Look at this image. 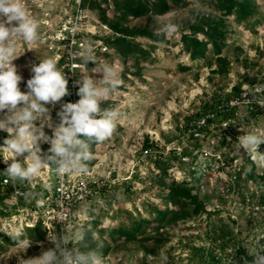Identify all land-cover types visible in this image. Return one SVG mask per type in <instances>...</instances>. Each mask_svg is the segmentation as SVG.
<instances>
[{
  "label": "rangeland",
  "instance_id": "374dc122",
  "mask_svg": "<svg viewBox=\"0 0 264 264\" xmlns=\"http://www.w3.org/2000/svg\"><path fill=\"white\" fill-rule=\"evenodd\" d=\"M68 1L24 0L31 16L40 22L53 24L61 19ZM99 2V7L90 9L89 20L85 23L87 48L92 50L99 63L115 64L119 68L123 84L100 106L102 110L118 108L122 116L111 138L91 145L95 158L88 162L89 170L105 176L111 171L113 179L92 198L88 203L90 206L85 208V205L79 213L76 227L83 234L81 250H97L102 254L104 264H181L179 258L189 254L188 243L209 245V241H203L208 226L205 214L164 226L154 220L155 208L165 207L164 195L168 192L167 185L157 180L160 176L154 164L157 159L169 164L168 175L164 177L166 183L188 180L198 199L208 209L221 210L217 222L228 223L236 232L246 234L248 211L244 212L239 206L237 192L244 191L251 196L257 187L254 182H248L242 188L235 185V171L239 170L246 154L243 149L238 150L237 145L238 139L246 134L264 136V107L254 117L251 110L241 105L235 117L222 123L215 138L211 134L198 140L191 138L185 125L187 118L200 110L213 91L224 85L228 91L233 83L242 84L246 90L252 81L263 78L264 0H254L256 12L248 24L238 23L233 14L225 15L218 11L213 0H182L180 7L171 6L162 14L144 15L119 11L115 8L116 0ZM118 2L124 4L125 0ZM169 12L175 13L174 21L180 25L179 31L171 36L162 34L165 39L159 41L148 36L129 37L142 47V52H127L125 59L111 43L120 36L119 33L102 20L104 15L119 26L157 32L160 24L155 23L154 17L162 23ZM220 21L226 23L227 45L217 54L209 44L205 57L193 59L184 47L182 34L205 41L202 33L192 32L191 26ZM44 30L40 26V36ZM20 47L21 54L24 53L12 63L23 78L19 87L21 91H26V82L32 75L31 66L38 64L39 58L52 57V54L41 39L34 45L21 43ZM87 67L91 69L95 64L89 62ZM93 78L100 79L102 74H95ZM46 107L50 109L55 126L59 123L57 112L61 102ZM44 131L52 134L47 126ZM7 137V132L0 131V145ZM220 138H224L225 143L222 144ZM197 142L201 148L194 153L192 160L180 162L174 158L175 148L182 151L188 147L195 151ZM146 143L153 147L151 155L145 158L142 154ZM49 147L47 143L41 144L43 151ZM258 150L264 153V147ZM18 159L23 161V157ZM0 162L4 164L2 156ZM256 166L258 172L264 173V166ZM41 176L46 177V170ZM234 185L236 191L230 189ZM254 208L256 216L261 218L264 209L258 205ZM7 219L6 216L0 217V226L5 229L19 226L34 243L25 252L17 253L19 250L13 247L12 238L0 232V264H18L19 257L34 258L40 255L42 249L52 247L51 237L47 240L46 234L39 237L38 234L28 233L26 220H17L9 226ZM135 220L141 223L145 232H138L135 237L113 232L115 228H129ZM255 238L257 241L259 236ZM161 254L167 256L166 261L161 259Z\"/></svg>",
  "mask_w": 264,
  "mask_h": 264
},
{
  "label": "clouds",
  "instance_id": "9594fccd",
  "mask_svg": "<svg viewBox=\"0 0 264 264\" xmlns=\"http://www.w3.org/2000/svg\"><path fill=\"white\" fill-rule=\"evenodd\" d=\"M174 16V12L166 13L162 23L154 17L155 23L160 24L157 32L167 36L177 33L180 25L174 21ZM40 26L41 22L30 15L24 0H0V131L8 133L0 145V156L7 165L0 174L14 186L17 181L22 182L24 189H33L45 170L59 179L87 174L88 162L95 158L91 145L111 138L122 116L118 108L102 110L100 106L123 84L120 70L115 64L99 63L90 48L70 54L73 61H79L73 67L81 71L80 78L74 81L80 99L75 103L61 104L57 112L59 123L55 126L46 105L54 106L70 94L69 79L58 67L59 57L39 58V63L31 66L32 75L26 82V91H21L19 85L23 78L12 62L24 53L21 54V43L34 45L39 42ZM76 30L73 25L69 31L74 35ZM57 37L68 39L63 32H58ZM75 44L72 39L71 47ZM89 62L95 67L88 69ZM95 74H102V78L94 79ZM246 91L251 95L249 101H255L257 94H264V83L248 85ZM45 126L51 129V135L46 134ZM44 143L50 145L47 151L41 148ZM261 144H264V136L249 133L238 139L237 147L238 150L243 149L258 166H264V153L258 150ZM18 157H23V161ZM44 188L51 190L48 184ZM14 195L23 197L25 201L35 199L38 204L45 202L42 192L18 188ZM59 219L63 224L61 231L47 236V240L51 237L52 247L42 249L34 258L19 257L18 264H104V258L97 250H81L83 234L79 228L65 224L63 213L59 214ZM0 232L12 238L13 247L19 250L17 253L25 252L34 243L19 226L15 229L0 226ZM250 254L254 256L252 264H264V253ZM161 259L166 261L167 256L161 254Z\"/></svg>",
  "mask_w": 264,
  "mask_h": 264
},
{
  "label": "trees",
  "instance_id": "16d2710c",
  "mask_svg": "<svg viewBox=\"0 0 264 264\" xmlns=\"http://www.w3.org/2000/svg\"><path fill=\"white\" fill-rule=\"evenodd\" d=\"M100 0H87L85 2L86 7L90 10H95L100 6ZM107 1V0H104ZM215 8L224 13L225 15H235L238 23L245 22L249 23L251 17L256 12V4L254 0H213ZM183 4L182 0H125V3H119L116 0V9L127 13H133L135 15L144 14H162L168 11L171 6L180 7ZM105 11V9H104ZM105 12H103L104 14ZM102 20L109 24L116 32L119 33L115 40L111 43L120 50L123 58L125 59L126 53L133 51L134 53L142 52V47L136 42L129 40V37L136 38L139 36H148L155 41L165 39V37L157 32L146 29L128 28L125 26H119L111 20L107 19L102 15ZM258 23V20H254ZM193 33H202L206 40H200L198 37L190 34H182L181 39L184 43L186 51L190 54L193 59L205 57L207 47L209 44L212 45L213 50L219 54L223 47L227 45L226 38V23L220 22H206L205 24L199 23L191 26ZM226 85L218 88L217 91H213V94L209 100H205L200 110L195 114L190 115L187 118L185 129L196 128L197 122L201 117L207 116L208 125L204 128H197L200 131L205 132L207 135L218 136L219 128L225 120L235 117L236 110L232 108L222 109L221 101L222 98L227 100L233 96H237L242 92V84H237L234 88L228 92L226 91ZM257 107V106H256ZM260 109L255 107L251 109L252 115L255 117L258 115ZM212 114L213 116H211ZM80 138H84L81 136ZM191 138L196 140L201 139L195 137L194 133H191ZM220 141L225 143L224 138H220ZM237 141V140H236ZM96 144V143H93ZM197 148H201V145L195 143ZM153 145L146 143L144 149L152 148ZM261 148L264 144L260 145ZM175 159L182 161V155H190L192 158L195 157L194 151L188 147H184L181 154H178L177 150H174ZM245 154V152H244ZM231 160L234 158L231 156ZM154 164L159 169L158 181L160 184L167 185L168 192L164 195V208H155L156 216L154 220L159 222L161 226L165 224H172L179 220L187 219L191 216L198 214H205L208 221V226L205 231L203 241H209V245L202 243L200 245L195 242L188 243L189 254L184 258H179L181 264H244L245 261L248 264H252L254 256L250 254L261 252L264 253V214L261 218L256 216L257 210L255 205L261 206L264 209V173L258 172L256 163H254L250 157L245 154L239 170L235 171V185L236 187L242 188L247 185L248 182H254L257 187L256 191L248 196L244 191H238V199H240L239 206H242L243 211H248L246 216L247 231L246 234H241L239 231H235L228 223L217 222V217L221 215L220 209H208L203 201L198 199V196L193 191V186L186 179L180 182L172 180L171 183H166L164 177L168 175L169 164L166 161L155 160ZM7 165L0 162V172H3ZM249 169H251L249 171ZM192 175L195 177V170L192 171ZM4 176L0 174V217L11 216L16 212L17 204H27L25 200H19L17 203L9 204L6 201L11 198L14 192V186H3L2 178ZM235 185L230 189L236 191ZM107 185H105L106 187ZM239 190V189H238ZM39 193H43V189H38ZM91 201V200H90ZM84 204L85 208L90 206ZM177 208H175V206ZM250 209H248V208ZM264 212V210H262ZM262 212V213H263ZM232 222L235 220L231 218ZM142 222H148V220H142ZM27 231L30 235L38 234L39 237L44 236L45 231L40 225L28 226ZM113 232L119 235H127L128 237H135L138 232H145L141 223L135 220L133 224L127 228H115ZM251 237V239H249ZM259 239L256 241V238ZM252 247V250L251 247Z\"/></svg>",
  "mask_w": 264,
  "mask_h": 264
},
{
  "label": "built area",
  "instance_id": "2783aa9c",
  "mask_svg": "<svg viewBox=\"0 0 264 264\" xmlns=\"http://www.w3.org/2000/svg\"><path fill=\"white\" fill-rule=\"evenodd\" d=\"M87 0H69L63 10L61 19L55 24L42 21L41 26L44 27V31L41 34V40L45 43L47 50L54 57H59L58 67L64 70L66 77L69 79L68 88L69 95L62 98L60 101L61 104L72 102H77L80 97L77 95L78 86H74V81L78 80L81 76V71L79 68H74V63H79V61H73L70 57V54L74 52L82 51L84 48H87L86 41V28L85 23L89 20L91 11L86 7L85 2ZM43 24V25H42ZM73 25L76 26V31L73 34L69 31ZM58 32H63V35L68 37V39H61L57 37ZM74 39L76 44L71 47V40ZM75 74H74V73ZM264 82V75L261 81H252L249 86H255L258 83ZM236 83L230 85V92ZM251 95H248V92L244 90L242 86V92L237 95L229 98H222L221 107L222 109H232L235 108L240 110L241 105L251 110L252 108L261 109L264 106V94H257L256 100L250 102ZM257 106V107H256ZM213 116L212 114H210ZM208 125L207 116L201 117L197 122L196 128H187V133L191 137V133H194L195 137L204 138L206 133L198 130L197 128H204ZM178 154H181L178 148H175ZM200 149L196 148L194 153H198ZM152 153V149H144L143 157H148ZM193 153V154H194ZM188 159L192 160L190 155H182V160L187 161ZM219 161V160H218ZM113 179L112 172L109 171L108 175H99L95 171H90L82 176H65L63 179L57 178L49 170H46V177L38 178L33 189H24L21 185L22 182L17 181V185L7 181V178L4 176L2 178L3 186H14V192L7 203H17L19 200H24L23 197L17 198L14 193L19 188L23 190H32L39 193L38 189H43L42 199L45 201L43 204H38L37 201L30 200L26 201L27 204H17L16 212L7 216V221H9V226L12 225L17 220H26V226H36L40 225L45 231V234L48 236L49 233L57 234L61 231L63 224L60 223L59 214L63 213L66 219L64 220L65 224H72L76 226L79 218V213L88 201L92 200L100 191ZM48 184L51 186V190L44 188V185ZM41 199V197H37ZM80 219V218H79ZM70 247V245H69Z\"/></svg>",
  "mask_w": 264,
  "mask_h": 264
}]
</instances>
